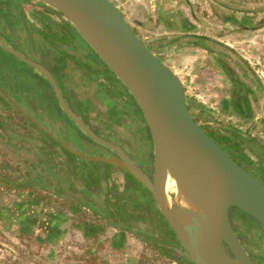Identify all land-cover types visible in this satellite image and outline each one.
Listing matches in <instances>:
<instances>
[{
  "label": "water",
  "instance_id": "obj_1",
  "mask_svg": "<svg viewBox=\"0 0 264 264\" xmlns=\"http://www.w3.org/2000/svg\"><path fill=\"white\" fill-rule=\"evenodd\" d=\"M37 1L55 10L78 31L137 102L153 140V178L120 145L103 139L73 111L49 68L13 50L0 36V45L7 52L45 77L60 107L90 141L116 155L74 150L10 99L0 84L1 94L69 152L87 161L116 164L132 175L151 193L192 264H257L230 216L235 210L242 211L264 228V181L239 165L199 124L182 79L138 36L112 0ZM169 179L176 185L174 202L168 200Z\"/></svg>",
  "mask_w": 264,
  "mask_h": 264
},
{
  "label": "trees",
  "instance_id": "obj_2",
  "mask_svg": "<svg viewBox=\"0 0 264 264\" xmlns=\"http://www.w3.org/2000/svg\"><path fill=\"white\" fill-rule=\"evenodd\" d=\"M12 15L13 17L10 14L14 22L13 28L7 30L13 39L11 40L16 43L21 36L28 41L26 37L28 34L29 39L35 44L45 48L47 67L54 74L68 104L95 133L110 141L115 136L105 135L107 126L110 125L112 131L116 133V130L125 126L128 121H133L140 123L143 133H146L145 139L152 140L150 129L137 102L69 22L58 23L52 19V15L61 17L59 13L46 6L43 7V11H34L32 16L40 23L42 29L29 23L16 11ZM22 31H25L24 35ZM0 49L6 52L1 47ZM24 76L34 84H39L42 94L45 95L39 109L36 107L40 114L43 112L45 119L51 120L60 128L63 127L65 133L76 139L81 148L89 147L95 154L108 157L111 150L90 141L63 111L44 76L38 73L36 77L27 72ZM100 79L106 81V84L99 81ZM121 98L125 99V102ZM106 103L111 104V107L104 112L101 105L105 106ZM9 109H13L11 104L0 93V110L9 113L8 117L0 113V127L6 126L3 129L11 138L9 140L12 143L10 147L13 154L16 153L14 155L22 159L24 157L19 166L23 167L26 173L13 178L0 174V182L14 183L17 185L15 188L21 190L46 188L50 194L58 197L62 205L68 204L73 213H79L81 209L90 210L95 217L133 234L155 249L163 250L164 245L171 243V240L176 247L181 246L151 194L132 175L116 164L87 161L69 152L55 137L39 129L16 110L13 112ZM15 115L24 122L23 133L10 130L7 123L3 122L4 119L13 121ZM101 117L103 120L106 119L107 126L100 124ZM207 132L239 165L256 176L262 174L261 168L254 170L253 155L264 165V145L247 133L228 126L224 131L219 129ZM53 134L57 135L54 132ZM28 143L33 147V151L25 147ZM120 170L125 178L124 184L117 183L114 177V173ZM233 222L237 231L240 230L247 235L255 244L259 241L262 249L264 248V228L260 223L239 210H235ZM186 263L192 264L188 260Z\"/></svg>",
  "mask_w": 264,
  "mask_h": 264
},
{
  "label": "crops",
  "instance_id": "obj_3",
  "mask_svg": "<svg viewBox=\"0 0 264 264\" xmlns=\"http://www.w3.org/2000/svg\"><path fill=\"white\" fill-rule=\"evenodd\" d=\"M112 1L121 8L125 18L144 42L141 35L152 38L154 48L145 42L152 51H164L169 45H175L192 53L188 65L194 66L196 71L191 68L185 74L190 76L189 81L195 86H190L193 92L199 90V81L202 82L204 77L208 80L214 78L221 85L219 88H225V84L229 85L226 91L222 89L215 93L220 96L215 115L222 120L221 131L226 130L227 126L239 130L232 125L238 121L253 126L254 133L245 132L251 137L257 139L259 134H264V102L253 85L249 84L248 80L241 79L239 68L229 63L233 60H224L227 52L237 53L246 65L261 60L259 54H264V0ZM196 1L207 5L200 13L195 11ZM218 4L223 6L217 7ZM215 12L219 13V16H216ZM209 19L225 22L216 25V34L213 33L214 29L207 28ZM224 28L232 29L239 36L240 31H243L248 38L228 41L227 36H224ZM16 48L26 54L19 45ZM39 49H36L38 53L35 55L41 59L42 50ZM193 55H197V58ZM44 63L46 64L45 58ZM173 67L171 66L173 71L181 78L178 71L185 70H181V67L176 70L177 68ZM185 87L189 93L190 87L187 84ZM200 90L201 96H196L202 100L204 87ZM33 113L38 117L43 116V112ZM45 126L56 134L60 129L47 118ZM69 216L71 215L68 214L67 218ZM64 218L66 217L61 201L46 188H0V264L82 263L63 255L65 244L62 241L68 228L65 222L70 221L67 218L63 221Z\"/></svg>",
  "mask_w": 264,
  "mask_h": 264
},
{
  "label": "rangeland",
  "instance_id": "obj_4",
  "mask_svg": "<svg viewBox=\"0 0 264 264\" xmlns=\"http://www.w3.org/2000/svg\"><path fill=\"white\" fill-rule=\"evenodd\" d=\"M201 2L202 1H196L195 3V11L198 13H200V11H202L207 6L205 3ZM218 6L222 7L223 5L218 4L217 7ZM43 7L44 6L42 5V3L37 0H29L28 3L24 4L21 7L25 19L29 21V23L37 25L39 29H42V27L40 26V23H38V21L33 18L32 13L34 11H43ZM215 14L216 16H219V13L215 12ZM52 19L58 23L61 21H66L64 18L60 16L58 17L56 15H52ZM207 22L209 24L207 28L214 29V34H216V25H219L220 22H222L223 24L225 23L224 21H219L218 19H209ZM223 31L224 36H227L228 41H237L242 39L244 40L245 38H248V36L244 35L245 32L243 31H240L241 36H239L238 33H235L232 29L229 28H224ZM21 33L24 35L25 31H22ZM141 36L148 46L154 48V45H152V38L150 36ZM26 37L29 39L30 35L27 34ZM32 37L34 38L35 36L32 35ZM36 47L39 49L38 44H36ZM154 52L170 68L171 66H174L173 68H177L176 70H179V67H181V70H185L184 72H181L180 70L178 71L181 75L183 82H185V84H187L189 87H195L194 85L192 86L189 81L190 76L185 74L186 72L188 73L191 68L196 71L194 66L188 65L189 57L192 53L187 52L184 50V48H180L175 45L172 47L171 45H169L164 51ZM44 53H46L45 48L43 54ZM199 54L200 52L197 53V55ZM226 54L227 57H224V60L227 62H229V58L233 60V62L229 63L233 64L235 68H239L241 73L240 76H242L241 79H243L244 81L248 80L249 84L252 85V81L255 78H258L264 85V54H259L261 56V60H259V62L255 61L254 64L250 65H246L244 59L237 53L229 54L227 52ZM197 55H193L194 58H197ZM202 79V82L199 81V90H194L193 92L191 87L189 88V93L187 92L188 104L195 119L199 122V124H201V126L205 130L211 132L219 130L221 127H223V125H221L222 120L219 116L215 115V113L217 112L216 107H218L217 102H219L220 97L216 96L215 93H217V90L222 91V89L226 91L229 85L225 84V88H219V86L221 85H219V83H217L214 78H212V80H208L205 77ZM99 81H102V83L106 84V81H104L103 79H100ZM201 87L202 89L204 87V92L202 91L204 97L202 98V100L199 99L198 96H196L197 94L201 96ZM205 91H207V95L205 94ZM210 91L213 94H211ZM259 96L261 101L264 102L263 92ZM121 99L123 100V102H125V99ZM110 107L111 104L106 103L104 106L105 109H103V111L105 112L106 109L108 110ZM0 113H2L3 116H7L9 114L3 113V111L1 110ZM16 118H13V121H7L6 119H4L3 122L4 124L7 123V126L10 130H13L14 132L23 133L25 131V127H22L24 125V122L20 117L16 116ZM105 120H103V117L99 118L100 124L107 126ZM21 122H23V124ZM137 125H134L133 121H128L125 126L116 130L119 133H122L121 136L123 137V139L129 142L134 147H138L142 144L140 140V133L138 132L139 126ZM232 125H235L234 127H237L239 130L241 129L240 131H243L244 133L248 131L254 133L253 126L250 127L243 123H239L238 121L236 123H233ZM4 126L0 127V174L8 176L10 178L21 177L22 174L26 173L25 171H23V167L19 166V163H21L24 157L22 159L15 156L14 154L16 153L13 154V150L10 147L12 143L10 142L11 140H9L11 138H9V134L4 131ZM68 138L70 141L74 139L69 134ZM257 139L264 143V134H259ZM15 143L16 141L14 142V145ZM25 147H28L29 151L34 150L33 147L29 145V143ZM128 147L130 148L131 146ZM81 151L86 154L98 155L95 154L93 150L89 147L81 148ZM132 152L135 154V157L138 156L137 151L133 150ZM115 180L117 183L123 184V177L121 175L115 176ZM13 186L16 187L17 185L14 183L0 182V188H8ZM62 207L63 213L65 214L66 218L68 214L71 215L67 218L70 221L65 222L66 227L68 228L66 229L67 231L64 232V237L62 241L63 244H65L63 246V255H67L69 256V258H74L76 262L81 261L82 263L80 264H175L174 261L171 260V258H168L166 255H159L157 251L152 249L148 244L141 241L140 239H137L136 237H133L130 234H117V231H115L112 227H109L103 219L95 217L92 212H89L86 209L85 211L84 209H81L79 213H73L72 210L69 209L70 206L68 204H64L62 205ZM85 213L88 215H85ZM66 218H64L63 221H65ZM238 233L243 242L246 244V246L252 253V255L254 256V258L257 260V262L259 264H264V248L262 249V244L259 243L258 240V242L256 241V244L253 243V241H251L250 238H248L247 235L243 234L240 230H238ZM67 246L70 247L68 248Z\"/></svg>",
  "mask_w": 264,
  "mask_h": 264
},
{
  "label": "flooded vegetation",
  "instance_id": "obj_5",
  "mask_svg": "<svg viewBox=\"0 0 264 264\" xmlns=\"http://www.w3.org/2000/svg\"><path fill=\"white\" fill-rule=\"evenodd\" d=\"M25 1H27V2H25ZM25 1H23V0H0V36L3 38V40L13 50L19 52L20 54L24 55L28 59H32L33 57H36L35 53H38V51H36V49L38 50V48L36 47V44L34 43V41L32 39H28V41H26V40H24L20 36L18 38V40H16V43H15L14 41H12L13 39L10 38L9 35H6V34H9V32H6V33L3 32L4 30H9V29L12 30L11 28H13L14 22H13L12 18L10 17V14L13 17L12 14H14L15 11H16V13H18L20 16H22V18L23 17L25 18L24 13L22 12L21 7L24 4L28 3L29 0H25ZM13 10H15V11H13ZM9 12H12V13L9 14ZM22 20L24 21V19H22ZM6 27L8 29H5ZM18 45H19V47L23 48L24 53H26V54H23V52H20V51L16 50L17 49L16 47ZM0 47L4 51H6L1 45H0ZM40 49L42 50V52H41L42 59H37V61L40 64L46 66V64L44 63V54H43L44 48L41 47ZM0 53H1L0 54V84H1V86L9 94L10 99H12L15 103H17L28 115L39 119V121L45 126V119H44V117L43 116L38 117V116H36V115L33 114V112L35 110H36V112L39 111L38 110L39 109V106L42 104V97L45 96V95L42 94L43 92H42V90H40V85L39 84H37V83L34 84L31 80H29L28 78H26L24 76L25 72L30 73L32 75H35L36 77L38 76V73L31 66L27 65L25 62H23L21 59L17 58L13 54H11V53H9L7 51L6 52H2L1 49H0ZM21 62L22 63H25L27 66L26 65H23ZM13 65H16V66H13ZM22 71H24L23 72L24 74L22 73ZM16 72H18V73H16ZM252 82H253L252 85L255 88V91L259 95H261L262 92H263V95H264V85H263V83L258 78H255ZM7 100L10 103L9 99H7ZM11 106H12L13 109H9V110H11L13 112H14V110H16L19 114H21L12 104H11ZM36 107H38V109H36ZM101 107H103L102 109H105L104 108V105L103 106L101 105ZM23 117L26 118L25 116H23ZM135 124L136 125L138 124L137 126H139L138 132L140 133V140L142 142V144L139 145L138 147H134L129 142H127L126 140H124L123 137L121 138L122 133H119L118 131L115 133L114 131H112L110 125L107 126L110 129L107 128V133L105 135L106 136H108V135L109 136L110 135L113 136L114 135L115 138H118V139H115L113 137L112 140H110V141L107 140V141H109V142H111L113 144L120 145L123 148V150L136 162V164L141 168V170L150 179H152L153 178V170H154V146H153V140H147V139H145L146 133H143L142 126L140 125V123H136L135 122L134 125ZM119 135H120V138H119ZM56 136L58 138H64L74 150L81 151V150H79L80 146L78 144V141H76V139H73L72 141H70L69 138H68V134L65 133V130H64L63 127H61L59 129V132H58V134ZM254 140H256L258 143L264 145V143H262L261 141H259L255 137H254ZM128 146H131V147L129 148ZM131 150L132 151L133 150L137 151L138 156L135 157V154ZM111 155H116V153H114L113 151H111V152H109V154L107 156L109 157ZM253 160L255 162L254 163V170H256L257 168H261L262 169V172H261L262 174H260L259 176L257 175V176L261 180L264 181V165H262L260 163L259 158H257L255 155H253ZM117 175H119V176L121 175L123 177V184H124L125 183V178H124V175H123L122 171L120 170V171H117V173H114V177L117 176ZM155 203H156V201H155ZM156 206L159 209L157 203H156ZM159 211H160V209H159ZM234 213H235V211H233L231 213L230 218H231V222L233 224V227L235 228V231H236L237 235L239 236V233H238V231H237V229H236V227L234 225V222H233V215H234ZM106 224L109 227H112L115 231H117L116 232L117 234H122V233H124V234H130L128 232H125V231L120 230L119 228H115V227L109 225L108 223H106ZM130 235H132L133 237H136L133 234H130ZM136 238L137 239H140L138 237H136ZM239 238L241 239L240 236H239ZM140 240L143 241L142 239H140ZM241 241L244 244V246L246 247V249L249 251V253L251 254V256L253 257L254 261L257 264H259L257 262V260L254 258V256L252 255V253L250 252V250L248 249V247L246 246V244L243 242L242 239H241ZM143 242H145V241H143ZM145 243L148 244L147 242H145ZM175 245L176 244L174 242H172V240H171V243H168V244H165L164 245L163 250L160 249V248L159 249H155L154 247H151L150 245L149 246L152 249H154L155 251H157V253L159 255H171V256H167V257L168 258H171V260L174 261L175 264L176 263H179V264H187L186 261L188 259L185 256L184 249L182 248V246L176 247Z\"/></svg>",
  "mask_w": 264,
  "mask_h": 264
},
{
  "label": "bare ground",
  "instance_id": "obj_6",
  "mask_svg": "<svg viewBox=\"0 0 264 264\" xmlns=\"http://www.w3.org/2000/svg\"><path fill=\"white\" fill-rule=\"evenodd\" d=\"M167 191L169 193L168 200L174 202L176 200V185L175 181L169 179L167 183Z\"/></svg>",
  "mask_w": 264,
  "mask_h": 264
}]
</instances>
